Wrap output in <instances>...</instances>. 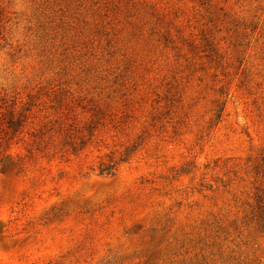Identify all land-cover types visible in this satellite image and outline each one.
I'll use <instances>...</instances> for the list:
<instances>
[{"label": "rangeland", "instance_id": "374dc122", "mask_svg": "<svg viewBox=\"0 0 264 264\" xmlns=\"http://www.w3.org/2000/svg\"><path fill=\"white\" fill-rule=\"evenodd\" d=\"M0 264H264V0H0Z\"/></svg>", "mask_w": 264, "mask_h": 264}]
</instances>
